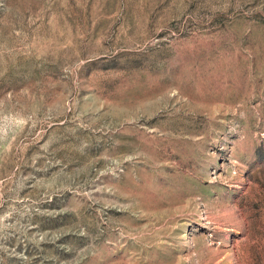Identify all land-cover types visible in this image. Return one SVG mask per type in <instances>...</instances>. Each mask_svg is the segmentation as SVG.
<instances>
[{"label":"rangeland","instance_id":"obj_1","mask_svg":"<svg viewBox=\"0 0 264 264\" xmlns=\"http://www.w3.org/2000/svg\"><path fill=\"white\" fill-rule=\"evenodd\" d=\"M0 264H264V0H0Z\"/></svg>","mask_w":264,"mask_h":264}]
</instances>
